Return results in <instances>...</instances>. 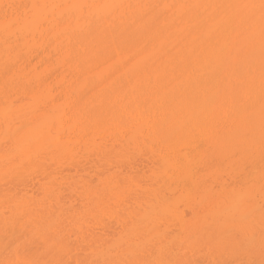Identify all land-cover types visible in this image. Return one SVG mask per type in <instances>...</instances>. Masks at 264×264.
<instances>
[{
  "label": "bare ground",
  "instance_id": "obj_1",
  "mask_svg": "<svg viewBox=\"0 0 264 264\" xmlns=\"http://www.w3.org/2000/svg\"><path fill=\"white\" fill-rule=\"evenodd\" d=\"M0 264H264V0H0Z\"/></svg>",
  "mask_w": 264,
  "mask_h": 264
}]
</instances>
